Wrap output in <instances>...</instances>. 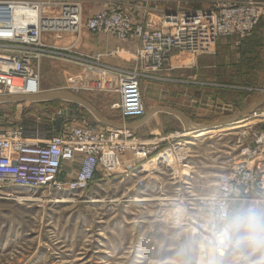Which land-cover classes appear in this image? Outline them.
<instances>
[{
    "label": "rangeland",
    "instance_id": "obj_1",
    "mask_svg": "<svg viewBox=\"0 0 264 264\" xmlns=\"http://www.w3.org/2000/svg\"><path fill=\"white\" fill-rule=\"evenodd\" d=\"M89 1H82L78 32L44 33L42 40L47 47L32 67L39 74L41 89H71L103 116L116 120L119 114L110 105L116 98L117 79L103 66L120 67L98 60L97 50L89 47L98 42L97 36L84 27L85 14L92 6ZM210 56L215 60L216 74L194 73L189 64L192 57L186 53L179 55L180 60L170 59L160 70L143 72L140 89L145 112L154 106H166L205 124L224 113L218 104L230 106L232 112L253 104L264 84V15L250 36L220 37ZM70 73L105 76L106 88H98L96 81L85 89L83 84L58 80ZM0 96L11 97L3 92ZM63 102L70 108H53V101L0 105V127L18 126L27 138L47 139L53 135L56 122L69 126L76 120L97 121L81 105L66 99ZM65 109L69 110L68 118L62 113ZM53 113L61 119L55 117L53 121ZM156 118L154 132L183 129L173 114L160 111ZM149 124L152 129L154 125L151 121ZM262 126L264 121L251 116L222 128L189 132L180 139L186 156L181 164L176 161L151 165L142 172L97 174L78 194L57 195L39 188L1 185L0 264H264V238L249 243V249H255L252 255L223 258L216 263L197 232L170 221V215L176 213L173 210L183 206L188 211L198 209L197 201L190 199L193 196L216 192L219 176L245 158L241 154L243 146L252 145L255 132ZM146 131L140 129L142 134ZM140 178H144L142 185L137 183ZM64 197L70 202H53ZM237 208L230 218L237 217ZM234 220L230 227L242 222Z\"/></svg>",
    "mask_w": 264,
    "mask_h": 264
},
{
    "label": "built area",
    "instance_id": "obj_2",
    "mask_svg": "<svg viewBox=\"0 0 264 264\" xmlns=\"http://www.w3.org/2000/svg\"><path fill=\"white\" fill-rule=\"evenodd\" d=\"M82 1L0 0V93L41 94L39 74L32 63L47 47L42 36L49 32H78ZM175 3L176 9L161 10L157 20L146 15L134 21L123 9V0H109L107 8L91 14L84 22L90 33L136 43L134 68L103 66L117 79V99L110 108L123 119L145 114L140 89L143 72L160 70L174 52L213 55L220 37L250 36L264 15V0ZM252 117L264 121V111ZM187 133L183 128L142 138L133 129L76 125L47 139H30L21 127H0V186L8 183L57 195L78 194L97 174L142 172L153 160V167L176 161L181 164L186 156L180 139ZM241 154L245 158L219 176L214 194L190 198L197 201L198 209L190 207L196 210L188 211L183 206L170 215L173 224L203 238L214 262L230 254L235 246L230 227L232 210L248 199L264 200V126L255 132L251 146H243ZM77 158L79 165L69 177L67 165ZM246 159L254 162L249 164ZM143 180L138 179V185ZM60 199L54 198L53 202Z\"/></svg>",
    "mask_w": 264,
    "mask_h": 264
},
{
    "label": "crops",
    "instance_id": "obj_3",
    "mask_svg": "<svg viewBox=\"0 0 264 264\" xmlns=\"http://www.w3.org/2000/svg\"><path fill=\"white\" fill-rule=\"evenodd\" d=\"M123 1H124V4L122 5L123 9L127 13H129V15L132 17V19L134 21H140L146 15H148L149 17H151L154 20H157L153 16L158 17V13H160L161 10L169 11V10H174L177 8V4L175 3V0H147V1L123 0ZM169 3H170V5H169ZM89 5H92L90 7L92 9V12L89 10L90 9L89 8L85 14V15H87L86 18H88L91 14H93L97 11H100L102 9L107 8L109 5V0H90ZM148 9H151L152 11L148 12ZM65 33H68V32H65ZM95 35L97 36L96 38H97L98 42L96 44L90 45L89 47L94 49L95 52L97 50V52L96 53L94 52V53L97 55L96 58L98 60L102 59L104 61V63L115 66V67H120V68L132 67L133 65H136V56H135L136 43L134 41H120V40H117L111 36L105 35L103 33H95ZM217 42H218V40H217ZM84 43H87V42H84ZM182 54L184 55L183 52H178V54H172L170 59L171 60L174 59L175 61H177V58H178V60H180L179 55H182ZM191 57H192V59L189 62V64H190V67L193 68L194 73H197V74L198 73H200V74L214 73V74H216L217 70L215 67V60H214V58H212V56L203 54V55L191 56ZM58 80L67 81V82H75L74 84H83L82 88L88 87L87 84H91V82L96 81V82H99V83H95L98 88L105 89L106 88V85H105L106 82L105 81H107V78L105 76L94 75V74L89 76V75L82 74V73H70L67 75L66 74L62 75L60 78H58ZM93 86H95V85H93ZM46 92H52V90H46L44 88L41 89V94L46 93ZM53 92H59V91L53 90ZM65 92H69L71 94L76 95V93L73 92L71 89L69 91H65ZM114 94L116 97L114 99V101H115L117 99V95H116V93H114ZM76 96L80 97L79 95H76ZM80 98H82V97H80ZM82 99H84V98H82ZM27 101H30V100H27ZM27 101H25V102H27ZM63 101H64V99H53V108H70V107H64ZM69 101H71V100H69ZM25 102H22V103H25ZM71 102L79 104L78 102H74V101H71ZM87 102H89V101H87ZM22 103H16V105H19ZM79 105H81V104H79ZM82 107H84V106H82ZM150 109L151 108H149L148 110H150ZM173 109H175V108H173ZM114 111L118 112L116 110H114ZM179 111H181V110H179ZM63 112L65 113L64 118H68L69 110L68 109L62 110V113ZM158 112H160V111H158ZM158 112H156V113H158ZM156 113H154L151 117H149L143 123H141V124H139L133 128V130L137 133L138 136L143 138L146 136H150L151 134L157 133V132L152 131V130L156 129L157 125H158ZM166 113H168V112H166ZM118 114H119V112H118ZM223 114H226L225 110H224V113L222 111V115ZM142 116L127 117L126 119H123L119 114V119H116V120L109 119L105 116L104 117L115 122V123H118V124H130V123L137 121ZM55 117L57 119H61L58 117L57 114L53 113V121H54ZM63 121L65 122V121H67V119H64ZM150 121L154 125L152 127V129H150V124H149ZM58 123H60V122H56V125H53V135L66 132L70 128H72L73 126H76V125H93V126L95 125V126L103 127V128L111 127V126L103 125L99 121L86 122V121L76 120V121H72L69 126H60V124H58ZM63 123H62V125H63ZM142 128L147 130L146 134L145 133L142 134L140 132V129L142 130ZM78 165H79V158H77L74 163L67 165V171H68L67 175L69 177L73 175L72 173H74V171L77 169ZM236 208L238 209L237 213L235 214V215H237V217H231L230 218V225H233L235 223L234 219H237L240 221L241 213L244 212L245 210L255 209L261 215H264V213H263L264 212V201L260 203L259 201H256L253 199H248V200H245L244 202L237 204ZM233 210H232L231 214H233ZM231 229H232L233 241H234L235 246H234L232 252L224 257L225 258L224 260H232L236 257L243 256V255H252L251 250H255V249H249L250 248L249 243L253 242L254 240L261 241L262 238H264V228L256 229L250 223H246L243 221L238 225V227H231ZM222 259L223 258H218V261L222 260ZM218 261L216 263H218Z\"/></svg>",
    "mask_w": 264,
    "mask_h": 264
},
{
    "label": "water",
    "instance_id": "obj_4",
    "mask_svg": "<svg viewBox=\"0 0 264 264\" xmlns=\"http://www.w3.org/2000/svg\"><path fill=\"white\" fill-rule=\"evenodd\" d=\"M258 90L260 92L258 99L253 104L247 106L246 108L238 112H232L231 107L228 105L222 106L221 104H218L219 110L221 111L222 110L221 108L223 107L224 108L223 110H225L226 114L220 115L217 117L215 121L208 122L205 124L195 123L191 120V118H189V116H187L182 111L166 106L152 107L141 118H139L137 121L133 123L118 124L105 118L86 100L65 91H59V92L52 91L35 96H28V95L11 96V97L0 96V105L22 103L27 100H30L31 102H41V101H51L53 99H66V100L78 102L79 104L84 106L97 119V121H99L103 125L111 126L115 128H127V129H133L135 126L143 123L158 111H165L175 115L181 121L184 130L188 132H193V131H206L216 128H222L225 126L239 123L242 120L250 118L252 115H254V113H256L260 108L264 106V84Z\"/></svg>",
    "mask_w": 264,
    "mask_h": 264
},
{
    "label": "clouds",
    "instance_id": "obj_5",
    "mask_svg": "<svg viewBox=\"0 0 264 264\" xmlns=\"http://www.w3.org/2000/svg\"><path fill=\"white\" fill-rule=\"evenodd\" d=\"M240 220L250 223L254 228H264V215H261L257 210L250 209L241 213Z\"/></svg>",
    "mask_w": 264,
    "mask_h": 264
},
{
    "label": "bare ground",
    "instance_id": "obj_6",
    "mask_svg": "<svg viewBox=\"0 0 264 264\" xmlns=\"http://www.w3.org/2000/svg\"><path fill=\"white\" fill-rule=\"evenodd\" d=\"M193 132H197V131H193ZM171 161V160H170ZM154 162V160L152 161V162H150V164L149 165H147V167L149 166H151V163H153ZM61 203H66V202H70V199H68V198H61L60 200H59ZM93 202H97V201H99V200H92ZM112 201H116V199H113Z\"/></svg>",
    "mask_w": 264,
    "mask_h": 264
},
{
    "label": "trees",
    "instance_id": "obj_7",
    "mask_svg": "<svg viewBox=\"0 0 264 264\" xmlns=\"http://www.w3.org/2000/svg\"><path fill=\"white\" fill-rule=\"evenodd\" d=\"M53 101V100H52ZM42 102V101H41Z\"/></svg>",
    "mask_w": 264,
    "mask_h": 264
}]
</instances>
